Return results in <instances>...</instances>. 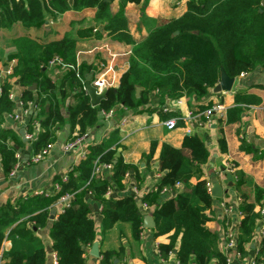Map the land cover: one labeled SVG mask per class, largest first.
<instances>
[{
  "label": "trees",
  "instance_id": "16d2710c",
  "mask_svg": "<svg viewBox=\"0 0 264 264\" xmlns=\"http://www.w3.org/2000/svg\"><path fill=\"white\" fill-rule=\"evenodd\" d=\"M112 1L0 0V28L10 27L15 22L26 29L39 28L48 18L54 20L65 11L94 9L92 19L82 17L71 21L69 29L59 38L41 42L27 34L13 38L15 52L12 57L16 64L12 75L16 77L15 83L21 86L23 108L29 103L34 105L27 130L31 129L32 121H38L37 137L30 143L32 153L54 143L56 131L64 124L69 126V140L84 137L98 125L99 112L108 111L116 104L137 109L148 100L157 104L181 97L199 100L218 82L221 68L235 78L257 66L264 68V0H188L181 16L156 27L137 45L133 44L129 33L124 6L141 3L143 10L148 0H117L115 12L110 9ZM95 28L98 29L93 31ZM102 30L112 40L133 44V47L127 68L116 83L106 89L105 97L92 106L88 94L83 89L78 91L85 75L92 71V65L80 63L77 66L79 76H76L75 70L62 69L60 64L50 66L48 62L57 55L62 63L75 65L77 41L90 34L99 35ZM54 69L57 70L56 80L50 77ZM32 84L35 88L28 89ZM136 86L140 87L138 96ZM0 90L2 116L13 111L14 102L8 98L13 91L10 82H2ZM252 97L243 90L235 91V104L226 108L223 121L237 122L242 112L240 104L251 103ZM210 106L202 105L198 110ZM217 142L218 152H225L224 137ZM1 143L6 154L4 172L8 174L16 163L15 148L19 139L12 129H0ZM112 145L113 141L90 143L87 153L67 173L66 180L55 178L59 185L57 192L47 196L30 195L0 207V245L3 240H10V247L0 256L1 264H44L46 247L38 230L46 225L49 205L62 193H73V198L53 219L49 229L56 264H85V248L98 238L86 196L101 200V233L118 221H129L132 238H139L143 221L136 202L129 197L113 200L105 196L111 182L121 185L130 167L114 157L117 146ZM153 148L151 143L144 158L151 157ZM99 156L101 161L112 165L108 178L91 177ZM209 158L210 151L201 130L185 135L179 148L167 143L161 146L157 160V172L161 177L145 192L142 201L153 205V237L168 234L167 242L157 243L162 259L175 255L184 257L179 264L226 263L217 234L205 226L212 218V196L206 179L200 176L201 166ZM219 166L224 168L222 164ZM192 177L198 179L194 184L189 181ZM177 182L183 184V189L160 201V190L164 187L174 189ZM241 184V181H234L242 214L237 224L235 249L240 257L246 254L256 223L262 220L263 236L254 258L257 263L264 261V188L255 185L253 200L249 201L240 190ZM123 253L122 245L102 251L100 264H113V259H120Z\"/></svg>",
  "mask_w": 264,
  "mask_h": 264
},
{
  "label": "crops",
  "instance_id": "0c3cea01",
  "mask_svg": "<svg viewBox=\"0 0 264 264\" xmlns=\"http://www.w3.org/2000/svg\"><path fill=\"white\" fill-rule=\"evenodd\" d=\"M187 1L148 0L143 10L141 3L125 4L124 14L133 44L137 45L142 42L156 27L181 16L186 10ZM110 9L111 12L117 11V0L111 2ZM93 14V8H85L80 11L70 10L57 15L54 20L51 19L53 21L51 25L46 22L39 28L26 29L19 22H15L10 27L0 28V89L2 82L8 81L12 85L14 94L17 97L19 95L21 99V86L15 83L16 77L12 73H6L10 66L14 67L16 64L12 57L15 52L13 38L27 34L38 42L56 39L69 29L71 21L82 17L90 20ZM133 44L112 40L103 30L99 32V35L90 34L80 38L76 43V63L92 65L93 79L97 74L99 63L105 62L110 53L114 54L116 55L113 60L114 74L118 78L128 66V57ZM56 72L57 70L54 69L50 73L53 80H56ZM232 86L233 88L226 92L215 93L211 89L199 100L181 97L179 105L171 103L167 106L168 112L162 110V105H166V103L157 104L150 100L137 109L116 104L112 107L113 115L110 118H104L99 112L98 125L92 128L89 134L82 136V143L73 150H63L65 143L72 141L69 140V126L64 124L56 131V140L51 144L48 154L37 163L28 162V158L32 154L31 142L23 138V133L28 131L26 125L29 117L22 116L20 120H13L10 116L12 112L3 114L0 116V129H12L19 139V145L15 148L18 169L14 176H8L4 172L6 154L1 146L2 143L0 144V207L14 204L30 195L47 192L53 184L57 183L56 177H60L61 180L63 176L67 177V173L83 157L81 153L88 151L90 143L113 141L111 147L117 146L114 157L120 158L130 167L121 185L111 182L110 190L105 196L113 200L132 198L136 202L143 221L146 215L152 216L153 205H148L144 209L142 198L145 192L161 177V174L157 172V160L162 144L167 143L179 148L185 135L201 130L210 151V158L207 163L201 166L200 179H206L210 183L215 179L224 191L222 197H212V218L205 223V226L217 234L219 249L224 255L233 257L232 264H250L256 257L257 248L263 236V221H257L252 242L247 244V252L243 257L234 255L226 248V235L236 234L237 224L241 219L234 181L242 182L240 190L245 193L249 201L253 200L255 185L264 188V68L257 66L243 76H238L234 79ZM238 90L251 94L253 101L247 105L240 104L242 112L237 122L225 123L224 117L219 119L220 117L215 116L209 126L195 122L187 126L184 122L179 121V124L176 123L173 129H167L163 124V120L169 116L184 113L190 108L198 110L202 105L220 104L225 113L226 108L235 104L234 93ZM13 102L15 104V101ZM122 119H126V123L123 125L120 124ZM188 127L189 132L187 131ZM132 130L136 131L132 132ZM73 134L75 135L76 132ZM221 136L226 142V151L222 153L218 152L217 142ZM6 143L8 144V142ZM151 143L154 144L153 153L149 159H146L144 155L148 154ZM242 144L243 147H241ZM213 157L214 161L211 162L210 159ZM219 164H222L224 168H220ZM111 170L103 171L102 178L104 176L108 178ZM197 180L196 177H192L189 181L194 184ZM182 189L183 184L181 183L176 191L179 192ZM163 198L160 196V201ZM86 201L91 207L89 216L93 219L98 230V238L94 242L97 243L99 255L95 256L90 253L92 244L86 247L85 264H100L102 251L117 249L121 245L124 247V253L120 259L114 258L113 264H179L184 261L183 256L170 255L167 260L159 256L157 243L167 242L168 234L153 237L152 228L142 227L137 240L131 236L129 221H118L101 233V200L86 196ZM224 206L229 207V210L227 211ZM62 209H64L63 206L56 198L48 207L49 215L46 225L38 230L46 247L44 264H56L49 229L53 219L61 213ZM50 215L52 218L49 217ZM9 247L10 240H3L0 245V256ZM47 247L51 248L50 252ZM1 262L0 260V264Z\"/></svg>",
  "mask_w": 264,
  "mask_h": 264
},
{
  "label": "built area",
  "instance_id": "2783aa9c",
  "mask_svg": "<svg viewBox=\"0 0 264 264\" xmlns=\"http://www.w3.org/2000/svg\"><path fill=\"white\" fill-rule=\"evenodd\" d=\"M47 24L51 25V24H53V21L51 19H48ZM96 29H98V28H95L93 31H96ZM115 56L116 55L110 53V56H108V59H106L105 62H100L98 65L97 74L95 75V77H93V79H91V85L94 87V89L97 93H101L102 91H106V89L108 87L113 86L118 79V78H116V75L114 74L113 60H114ZM55 64H60L62 69H73L76 72V76H79L78 71H77V66H78L77 63L75 65L62 63L60 57L55 55L50 59V61L48 62V65L51 66V65H55ZM12 71H13V66H10L7 69L6 73L11 74ZM245 73L246 72H242V73H240L239 76H243ZM83 84H84V82H83ZM8 98L12 101H15V104H14L15 109L10 114V116L13 120H20L22 118V116H26V117L28 116L29 117V115L33 112L34 105L32 103H29V106L27 108H22V101H21L19 95L17 97L13 91L9 92ZM171 103L172 104L176 103V105H179L180 100L179 99L174 100L173 102L166 103V105H162V110L164 112H168L169 108L167 106ZM31 106L33 107L32 112L30 109ZM100 114L104 118H110L113 115V108L109 109L108 111L101 110ZM215 116H218V117L224 116L223 107L220 104H213L210 107H207L201 111L190 108V109L186 110L184 113H179V114H175V115L167 117L166 119L163 120V124L165 125V127L167 129H173L176 126V123H178L179 121L184 122L187 126H190L191 123H194V122L198 123L200 125H203V126H209ZM124 123H126V119H122L120 122L121 125H123ZM37 128H38V121L37 120L32 121L31 130L25 131L23 133V138L28 142L35 140L36 135H37ZM133 131H136V130H132V132ZM187 131L188 132L190 131L189 127L187 128ZM129 132H131V131H129ZM80 143H82V137H78L72 141H68L63 146V150H73L78 145H80ZM50 147H51V144H48L46 147L40 148L36 152L32 153L31 156L28 158V162L37 163V162L41 161L42 159H44L45 156L48 154ZM85 153H87V150L83 151L81 153V156H84ZM17 169H18V164L15 163V165L13 166L11 171L8 173V176H14ZM111 169H112L111 163L101 161V158L99 156L98 159H96V161L94 163V166H93V169L91 172V177H97L98 175L101 176L103 171L111 170ZM64 180H66L65 176L62 177V181H64ZM180 184H181L180 182H177L175 184L174 189H172L170 187L162 188L159 192V195L164 197L163 199H165L166 197H169L171 195H174L177 192L176 189ZM206 187L210 191L211 183L209 181L206 182ZM58 190H59V185L57 183H55L52 185L50 190H48L45 193H41V194L47 196V195H51V193L57 192ZM109 190H110V186L107 188L106 193H108ZM72 198H73V193H62L60 196H58L57 201L64 208L68 205V203L72 200ZM238 201L240 202L239 197H238ZM142 206L145 209V208H147L148 205L142 201ZM225 209L228 211L229 207H225ZM239 211H240V209H239ZM240 215H242L241 211H240ZM235 243H236V234H233V233L227 234L226 235V248L228 250L232 251L234 253V255L239 256L238 253L236 252V249H235ZM225 256H226V263L225 264H232V258L233 257H231L227 254ZM263 259H264V257H263ZM250 264H264V261H260V262L255 263L254 260H252L250 262Z\"/></svg>",
  "mask_w": 264,
  "mask_h": 264
},
{
  "label": "water",
  "instance_id": "95a60500",
  "mask_svg": "<svg viewBox=\"0 0 264 264\" xmlns=\"http://www.w3.org/2000/svg\"><path fill=\"white\" fill-rule=\"evenodd\" d=\"M91 79H92V73H88L87 75H85L84 77V84L81 88L78 89V91H81L82 89L88 94L89 98H90V104L92 106H95L99 103V101L105 97V91H102L101 93H97L94 89V87L91 85ZM234 79L235 77H230L228 76L224 69H220V77L218 82L214 85V87L212 88L213 92H226V91H230L233 88V83H234ZM35 88V84H32L28 87V89L33 90ZM135 94L136 96L139 95L140 92V87L136 86L135 88ZM31 112L33 110V107L31 106ZM211 162L214 161V157L210 159ZM231 184V183H230ZM210 194L212 197H222L223 195V190L221 185L218 183L217 180L213 179L212 183H211V188H210ZM50 218H52V215L49 216ZM142 227L144 228H153L154 227V220L152 218L151 215H146L143 218V224ZM47 250L50 252L51 248L47 247ZM90 253L98 256L99 252L97 250V243L93 242L92 246H91V250Z\"/></svg>",
  "mask_w": 264,
  "mask_h": 264
},
{
  "label": "rangeland",
  "instance_id": "374dc122",
  "mask_svg": "<svg viewBox=\"0 0 264 264\" xmlns=\"http://www.w3.org/2000/svg\"><path fill=\"white\" fill-rule=\"evenodd\" d=\"M49 19V18H48ZM154 103V102H153Z\"/></svg>",
  "mask_w": 264,
  "mask_h": 264
}]
</instances>
